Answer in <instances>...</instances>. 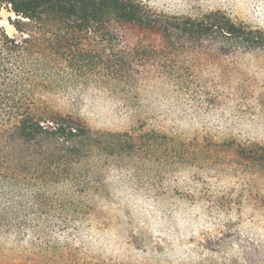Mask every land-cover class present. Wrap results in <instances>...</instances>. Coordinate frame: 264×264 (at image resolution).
Here are the masks:
<instances>
[{"label":"trees","instance_id":"obj_1","mask_svg":"<svg viewBox=\"0 0 264 264\" xmlns=\"http://www.w3.org/2000/svg\"><path fill=\"white\" fill-rule=\"evenodd\" d=\"M2 9L13 14L19 38L0 32V261L109 264L86 251L92 207L80 194L89 186V157L157 155L184 143L143 126L93 131L50 106V95L73 86L80 72L132 79L152 68L174 80L198 66L225 76L226 60L264 56V29L219 10L169 15L142 0H0ZM114 26L133 30L135 41L121 44ZM215 146L264 170V146ZM222 243L218 236L203 245L213 252Z\"/></svg>","mask_w":264,"mask_h":264},{"label":"rangeland","instance_id":"obj_2","mask_svg":"<svg viewBox=\"0 0 264 264\" xmlns=\"http://www.w3.org/2000/svg\"><path fill=\"white\" fill-rule=\"evenodd\" d=\"M142 2L169 15L219 10L264 29V0ZM114 28L121 44L135 41L133 30ZM8 35L19 38L13 28ZM226 64L225 76L192 66L174 80L155 77L152 68L132 79L80 72L73 86L50 95V106L79 116L93 131L143 126L184 143L157 155L89 157V186L80 194L92 207L89 255L109 264H264V170L215 146H264V56ZM218 236L222 245L207 251L205 240ZM0 264L28 263L15 257Z\"/></svg>","mask_w":264,"mask_h":264},{"label":"snow or ice","instance_id":"obj_3","mask_svg":"<svg viewBox=\"0 0 264 264\" xmlns=\"http://www.w3.org/2000/svg\"><path fill=\"white\" fill-rule=\"evenodd\" d=\"M12 16H5L3 13H0V32H4L5 35L8 34V30L14 27L12 23Z\"/></svg>","mask_w":264,"mask_h":264}]
</instances>
